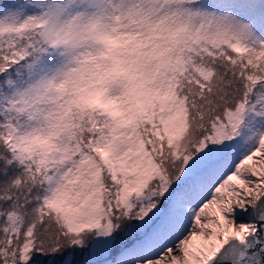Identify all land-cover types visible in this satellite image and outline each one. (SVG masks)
Here are the masks:
<instances>
[{
  "label": "snow or ice",
  "instance_id": "obj_1",
  "mask_svg": "<svg viewBox=\"0 0 264 264\" xmlns=\"http://www.w3.org/2000/svg\"><path fill=\"white\" fill-rule=\"evenodd\" d=\"M0 264H264V0H0Z\"/></svg>",
  "mask_w": 264,
  "mask_h": 264
}]
</instances>
